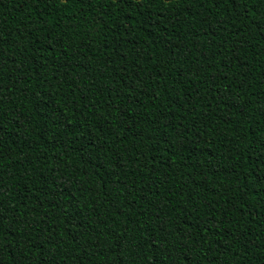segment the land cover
Returning a JSON list of instances; mask_svg holds the SVG:
<instances>
[{
  "label": "trees",
  "instance_id": "trees-1",
  "mask_svg": "<svg viewBox=\"0 0 264 264\" xmlns=\"http://www.w3.org/2000/svg\"><path fill=\"white\" fill-rule=\"evenodd\" d=\"M264 0H0V264H264Z\"/></svg>",
  "mask_w": 264,
  "mask_h": 264
},
{
  "label": "snow or ice",
  "instance_id": "snow-or-ice-1",
  "mask_svg": "<svg viewBox=\"0 0 264 264\" xmlns=\"http://www.w3.org/2000/svg\"><path fill=\"white\" fill-rule=\"evenodd\" d=\"M65 2H67V0H65ZM259 26L264 28V15H261V24Z\"/></svg>",
  "mask_w": 264,
  "mask_h": 264
}]
</instances>
